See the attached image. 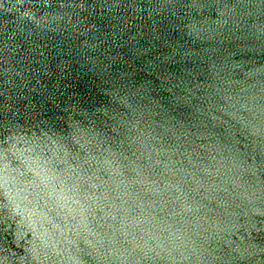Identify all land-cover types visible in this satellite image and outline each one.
<instances>
[{
	"label": "water",
	"instance_id": "water-1",
	"mask_svg": "<svg viewBox=\"0 0 264 264\" xmlns=\"http://www.w3.org/2000/svg\"><path fill=\"white\" fill-rule=\"evenodd\" d=\"M0 264H264V0H0Z\"/></svg>",
	"mask_w": 264,
	"mask_h": 264
}]
</instances>
